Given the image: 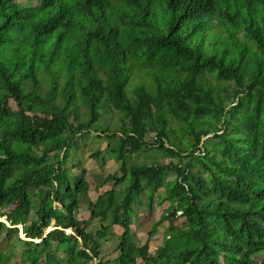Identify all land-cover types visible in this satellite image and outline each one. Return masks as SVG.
I'll return each mask as SVG.
<instances>
[{"label":"trees","instance_id":"obj_1","mask_svg":"<svg viewBox=\"0 0 264 264\" xmlns=\"http://www.w3.org/2000/svg\"><path fill=\"white\" fill-rule=\"evenodd\" d=\"M93 128L108 140L94 157L120 162L88 200L99 236L72 154ZM155 149L173 160H140ZM144 193L168 205L141 244ZM92 260L264 264V0H0V264Z\"/></svg>","mask_w":264,"mask_h":264},{"label":"rangeland","instance_id":"obj_2","mask_svg":"<svg viewBox=\"0 0 264 264\" xmlns=\"http://www.w3.org/2000/svg\"><path fill=\"white\" fill-rule=\"evenodd\" d=\"M107 119L109 118L111 121L116 120V115L113 113H107L106 114ZM106 118L103 120L106 122ZM93 133L96 135L90 136L88 132L83 131V137L80 138V145L79 148L76 150H73L72 154L76 159H78L80 162V165L73 167V170L77 173L82 172L83 170H87L86 175L87 179L90 183V191L83 194L81 196V207L79 209L78 218L85 221V226L87 231L97 234V230L101 226V221L99 218H90V208L88 205V200H96L98 195L105 191L110 189L113 186V182H103V178L108 173L118 172L120 170V162L115 161L109 153L104 152L102 156L106 158V161H103L102 158L99 156L98 158L94 157V154L96 150L100 149L103 150L106 147L107 144V138L104 137V134L102 136H97V134H100L101 132L98 130V128L91 129ZM150 137V136H149ZM141 159H146L149 161L156 160L159 162L168 163L172 159V157L167 156L162 151H159L157 149L152 150L150 152H147L144 154ZM178 158H175L174 160L177 161ZM174 177V175L172 176ZM161 193H163V188H161ZM142 201L141 203L134 204V211L131 213V226L133 229V232L136 233L137 237V243H143L147 239V232L150 229L153 221L159 217L163 209L168 205V202L164 203H158L155 202V207L153 210H149L147 208V202L148 197L146 193L142 194L141 197ZM55 205H58V203L55 201ZM6 217H1V220H6ZM181 220H177L176 223H180ZM169 220H165L161 225H159L158 230L154 235L151 237L149 241V251L154 254L159 246H161L164 243V240L166 236H169L171 232V226H170ZM20 229V236L24 238L22 234V226L18 225ZM54 227V222L46 228L44 235L47 234L51 229ZM122 227L119 225H112L110 228L109 234H106L102 237H100V240L102 242V252L101 255L105 259H114L118 255V250L116 249L117 244V237L116 234H119L122 232ZM99 236V235H98ZM19 247L15 246L14 252V258L13 261L16 260V258L19 256ZM60 252V251H59ZM61 253V252H60ZM97 263L96 260L89 261L85 264H95Z\"/></svg>","mask_w":264,"mask_h":264},{"label":"built area","instance_id":"obj_3","mask_svg":"<svg viewBox=\"0 0 264 264\" xmlns=\"http://www.w3.org/2000/svg\"><path fill=\"white\" fill-rule=\"evenodd\" d=\"M66 231H67V232H72V229L67 228Z\"/></svg>","mask_w":264,"mask_h":264},{"label":"water","instance_id":"obj_4","mask_svg":"<svg viewBox=\"0 0 264 264\" xmlns=\"http://www.w3.org/2000/svg\"><path fill=\"white\" fill-rule=\"evenodd\" d=\"M22 234H23L24 238H27V237L24 235V233H22ZM37 241H40V239H39V240H37Z\"/></svg>","mask_w":264,"mask_h":264}]
</instances>
